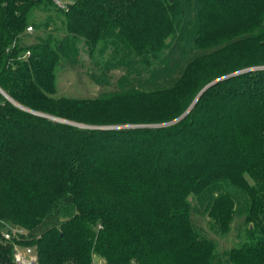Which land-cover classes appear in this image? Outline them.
Here are the masks:
<instances>
[{"label":"trees","instance_id":"1","mask_svg":"<svg viewBox=\"0 0 264 264\" xmlns=\"http://www.w3.org/2000/svg\"><path fill=\"white\" fill-rule=\"evenodd\" d=\"M65 1L0 0V87L68 120L138 125L81 127L0 91V264L15 243L42 264H264V0ZM81 41L113 44L121 88L55 95ZM191 196L221 237L237 218L240 243L218 250ZM9 225L25 233L6 239Z\"/></svg>","mask_w":264,"mask_h":264},{"label":"rangeland","instance_id":"2","mask_svg":"<svg viewBox=\"0 0 264 264\" xmlns=\"http://www.w3.org/2000/svg\"><path fill=\"white\" fill-rule=\"evenodd\" d=\"M54 13L50 11L36 10L34 16L37 20L44 21L45 17ZM55 26H52L54 28ZM42 32L33 28L30 32L24 35L25 42H33L36 40L38 34ZM105 48L102 47V43L98 44L95 51L90 53L87 45L84 42L78 43L76 54L69 58H61L56 64V96H69V97H85L92 98L101 95L103 92H111L118 90L126 81L128 70L126 66L109 67V58L113 55V44H105ZM75 53V52H74ZM264 66H256L253 68H261ZM244 70V69H243ZM249 70V69H248ZM242 71V70H241ZM245 71V70H244ZM1 91V90H0ZM2 92V91H1ZM36 111V110H35ZM41 112V111H38ZM44 113V112H41ZM49 118H61L52 114L44 113ZM41 115V114H40ZM52 116V117H51ZM65 119V118H61ZM57 120V119H55ZM68 120V119H65ZM61 121V120H59ZM75 122L81 127H128L136 126L138 124H112V125H99V124H87L82 122ZM66 122V121H64ZM67 122V123H71ZM74 124V123H71ZM153 126L154 124H144ZM193 204L192 220L206 236L213 238L217 243V249L224 251L227 248L238 245L241 241V237L237 236L242 232L243 227L237 223V218L233 222L230 233L224 237L217 235L213 230L210 222V218L206 211L203 210V199L201 196H191ZM11 228H17L14 225H9L6 230ZM25 246V245H21ZM95 263L100 262V256L95 255Z\"/></svg>","mask_w":264,"mask_h":264},{"label":"built area","instance_id":"3","mask_svg":"<svg viewBox=\"0 0 264 264\" xmlns=\"http://www.w3.org/2000/svg\"><path fill=\"white\" fill-rule=\"evenodd\" d=\"M59 7L65 8V0H53ZM33 29L31 25L27 27V32ZM30 54V51H26L25 56ZM22 233H25L24 229L12 228L11 230H6L3 235L6 239H11L13 235L20 237ZM14 260L15 264H42L36 253L35 247L31 245L21 246L19 243H15L14 247Z\"/></svg>","mask_w":264,"mask_h":264},{"label":"water","instance_id":"4","mask_svg":"<svg viewBox=\"0 0 264 264\" xmlns=\"http://www.w3.org/2000/svg\"><path fill=\"white\" fill-rule=\"evenodd\" d=\"M248 69H251V68H247V69H244V70H248ZM244 70H242V71H244ZM238 72H240V71H238ZM238 72L232 73V74H230V75L236 74V73H238ZM230 75H226V76L219 77V78H217V79L211 81V82L208 83L207 85H205V86L202 88V90L199 92V94L197 95V97L195 98V100H194V102L192 103V105L190 106V108L193 106V104L198 100V98L200 97V95H201V94H202V93H203L208 87H210L211 85L215 84L217 81H219V80H221V79H224V78H226L227 76H230ZM0 90L2 91V93H3V94H4L9 100H11L13 103H15L16 105L20 106L21 108L26 109V110H29V111H32V112H34V113H36V114L46 115V114H44V113H41V112H38V111L32 110V109H30V108H28V107H26V106H24V105L18 103V102L15 101L11 96H9V95H8V94H7L2 88H1V87H0ZM190 108H189V109H190ZM189 109H187V110H186L181 116H179L178 118H176V119H174V120H172V121H170V122L161 123V124H154V125H164V124H168V123L175 122V121L179 120L182 116H184V115L189 111ZM51 117H52V116H51ZM53 118H54V119H57V120H61V121L71 122V121H68V120H65V119H61V118H55V117H53ZM71 123L77 124V123H75V122H71ZM154 125H153V126H154ZM114 127H116V126H114ZM104 128H109V127H104Z\"/></svg>","mask_w":264,"mask_h":264},{"label":"crops","instance_id":"5","mask_svg":"<svg viewBox=\"0 0 264 264\" xmlns=\"http://www.w3.org/2000/svg\"><path fill=\"white\" fill-rule=\"evenodd\" d=\"M103 263V259L100 258V262L99 263H96V264H102Z\"/></svg>","mask_w":264,"mask_h":264}]
</instances>
